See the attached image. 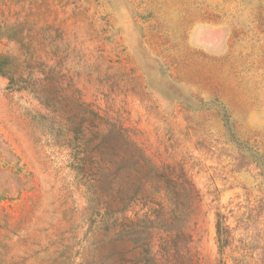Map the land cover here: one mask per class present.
<instances>
[{"label": "rangeland", "instance_id": "1", "mask_svg": "<svg viewBox=\"0 0 264 264\" xmlns=\"http://www.w3.org/2000/svg\"><path fill=\"white\" fill-rule=\"evenodd\" d=\"M0 264H264V0H0Z\"/></svg>", "mask_w": 264, "mask_h": 264}, {"label": "trees", "instance_id": "2", "mask_svg": "<svg viewBox=\"0 0 264 264\" xmlns=\"http://www.w3.org/2000/svg\"><path fill=\"white\" fill-rule=\"evenodd\" d=\"M216 229H217L218 238H220L221 237V227H220L219 222L216 224Z\"/></svg>", "mask_w": 264, "mask_h": 264}]
</instances>
